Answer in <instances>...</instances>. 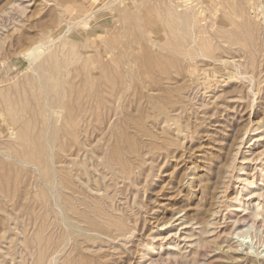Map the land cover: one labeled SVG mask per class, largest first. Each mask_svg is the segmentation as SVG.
Returning <instances> with one entry per match:
<instances>
[{"label":"rangeland","instance_id":"rangeland-1","mask_svg":"<svg viewBox=\"0 0 264 264\" xmlns=\"http://www.w3.org/2000/svg\"><path fill=\"white\" fill-rule=\"evenodd\" d=\"M0 264H264V0H0Z\"/></svg>","mask_w":264,"mask_h":264},{"label":"bare ground","instance_id":"bare-ground-1","mask_svg":"<svg viewBox=\"0 0 264 264\" xmlns=\"http://www.w3.org/2000/svg\"><path fill=\"white\" fill-rule=\"evenodd\" d=\"M209 2H210V1H209ZM250 18H251V17H250ZM225 23H226V22H225ZM240 33H241V32H240ZM184 41H185V40H184ZM177 47H178V46H177ZM71 109H72V107H71ZM67 121H68V120H67ZM88 218H89V217H88ZM91 218H92V217H91ZM94 218H95V217H94ZM62 220H63V219H62ZM63 221H64V220H63ZM117 234H118V233H117ZM102 236H103V235H102ZM243 236H244V235H243ZM243 236H242V237H243Z\"/></svg>","mask_w":264,"mask_h":264}]
</instances>
